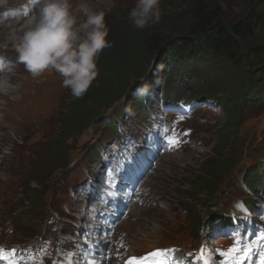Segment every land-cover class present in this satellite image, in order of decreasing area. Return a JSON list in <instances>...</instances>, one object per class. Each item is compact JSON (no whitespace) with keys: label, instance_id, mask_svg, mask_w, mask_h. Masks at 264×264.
<instances>
[{"label":"rangeland","instance_id":"rangeland-1","mask_svg":"<svg viewBox=\"0 0 264 264\" xmlns=\"http://www.w3.org/2000/svg\"><path fill=\"white\" fill-rule=\"evenodd\" d=\"M36 1L38 0H10L8 9H0V56L4 57L3 63H0V69H3L7 62L6 66L10 67L9 77L13 87L12 90L0 93V243L37 244L39 242L31 236L37 231L40 234L43 233L41 226L28 227L30 225L13 216L17 210L25 209L27 203L23 199L25 198L24 192L22 190L18 192L17 186L21 184L27 188L26 175L34 174L39 178L38 180L49 178L44 182L40 205L36 206L31 213L34 217H39L35 220L36 223L40 224L41 216L49 215L46 213L47 208L56 210L59 213L58 219L66 222L63 226L59 225L55 233L45 230V234L50 239H45V244L53 240L59 243V248L60 246L63 249L69 247L71 249L69 251H74L76 239L72 237L73 234L80 231L84 222L91 218L89 207L94 197L88 190L89 183L95 184V191L97 188L99 191L102 189L99 184L102 182L100 163L103 162L90 163V155L87 151L92 150L95 153L90 147L95 140L100 141L97 146L99 151L104 141L114 137V134L110 129H101V126H92L88 130H82L73 142L68 143V149L63 158L68 163L62 171L58 169L60 159L57 161L47 158V140L54 135L56 120L64 114L65 105L75 97L71 95L68 88L63 86V78L54 69L47 70L39 77H33L22 64L16 62V53L10 42L11 36L7 34L9 23L13 19L7 15L9 12L18 13L17 15L24 16L21 17L22 19H26L30 15L29 12L32 13L35 10ZM92 2L106 11V19L114 10L132 8L136 0H92ZM218 2L227 12L225 22H231L241 16L243 12L240 6L241 0H218ZM25 3H28L29 9L26 13H22V5ZM165 6L164 0H161V10ZM248 43H254V41L249 40ZM132 56L117 63L122 64L123 67L130 65L133 61L130 58ZM156 65L157 63H153V67L149 68L146 63L144 66L150 74L155 70ZM114 67L117 70L111 81L116 82L121 70L117 64ZM161 76L162 74H159L157 77L160 79ZM128 99L126 98V106L121 107L125 115H121L123 122L120 126L126 128L127 135L135 137L141 132L140 129H144V126L148 125L151 120L142 121L144 119L142 114L140 115L142 118L136 117V114L134 116L130 111L132 101L127 102ZM79 104H83V101H78L73 109ZM112 108H115V105L101 111L100 116L109 114L115 119ZM196 116V122L191 124L194 133L190 143L179 151L160 156L157 166L142 184L139 199L134 204L135 209L128 208L116 224L114 235L121 236L128 242L129 246L126 248L131 254L138 255L152 249L149 254L153 260L157 261L162 256L165 258L166 255L161 254L154 259L152 253H160L156 247L170 245L186 247L189 245L187 247L190 248L189 252L199 250V247L204 246L203 241L207 239L206 230L201 232V237L191 232L192 227L189 217H186L188 216L186 209L189 208L197 217L212 216L216 213L219 215L221 201L233 203L237 199L235 197L234 200V196L229 192L233 190L235 194L236 189L239 190L236 185L241 181L240 178L246 166L254 161V150L264 138V106H260L247 115L248 119L241 129L238 140V153L235 156L237 165L228 172L227 183H222L215 194L216 199L212 198L206 208H204V199L201 198L191 199L190 203L182 201L184 191L187 190L184 185H186L187 177L194 174L203 159L208 157L211 147L209 148L206 144L211 140L215 125L220 122L212 123L210 111L200 110L196 112ZM119 118L117 117V120ZM110 146L103 149L104 155ZM86 166L87 175L82 170ZM81 175L87 178L84 184H79L81 188L74 195L72 185ZM29 186L35 187L36 183L31 182ZM113 243L117 245L120 241ZM217 244V239L213 237L206 246L207 249L213 250L212 247ZM40 245L44 247L43 243ZM122 252L119 258L123 256ZM49 255L45 257L44 263H49ZM62 255L60 252L58 257Z\"/></svg>","mask_w":264,"mask_h":264},{"label":"trees","instance_id":"trees-1","mask_svg":"<svg viewBox=\"0 0 264 264\" xmlns=\"http://www.w3.org/2000/svg\"><path fill=\"white\" fill-rule=\"evenodd\" d=\"M164 3L160 22L144 29L135 28L128 20L131 8L114 10L106 17L112 46L100 55L99 73L88 92L66 104L64 114L57 118L54 135L47 140L46 155L48 159H60L58 169L62 171L68 163L63 160L68 143L82 130L101 125V111L118 103L130 89L142 87L146 82L155 89L161 84L165 100L185 93L200 101L215 102L221 108L223 123L215 132L209 155L187 177L184 191L187 200L201 198L206 206L212 198L216 199L217 189L235 164L237 139L247 114L264 106V0H241V16L228 23L227 12L218 0H164ZM249 40L254 43H248ZM131 55L130 65L123 67L117 63ZM154 62L162 67L158 73H147L144 65L147 63L150 68ZM116 64L121 71L118 81L113 82ZM78 101L83 104L73 109ZM143 107L140 104L137 109ZM122 113L123 109H116L115 114ZM255 153L263 156V148L255 149ZM256 161L244 170V181L249 186L260 175L261 165ZM26 178L27 188L17 186L18 192H24L26 208L15 216L36 226L39 217L31 213L40 205L44 182L49 178L38 180L34 174ZM31 182L36 186H29ZM214 216L203 220L213 221ZM189 219L192 233L199 235L202 217L191 212ZM43 220L41 216L40 223Z\"/></svg>","mask_w":264,"mask_h":264},{"label":"clouds","instance_id":"clouds-1","mask_svg":"<svg viewBox=\"0 0 264 264\" xmlns=\"http://www.w3.org/2000/svg\"><path fill=\"white\" fill-rule=\"evenodd\" d=\"M160 3L136 0L128 20L137 29L158 24L162 18ZM9 5L10 0H0V9ZM106 15L92 0H38L22 28L10 37L16 62L33 77L54 69L73 97H83L99 73L100 55L112 46ZM10 86L9 79L0 76V92Z\"/></svg>","mask_w":264,"mask_h":264},{"label":"bare ground","instance_id":"bare-ground-1","mask_svg":"<svg viewBox=\"0 0 264 264\" xmlns=\"http://www.w3.org/2000/svg\"><path fill=\"white\" fill-rule=\"evenodd\" d=\"M24 20L25 19H17V17H15L10 23H9V28H8V30L9 31H7L8 33V35H10V36H12L14 33H17L18 31H19V29L20 28H22V26H23V23H24ZM6 26V25H5ZM3 72V71H2ZM0 76H4V77H7L8 79H9V81L11 82V79H10V77H9V73H4V74H2L1 73V75ZM12 85V84H11ZM12 86H10L9 88H7L6 90H4V92L5 91H9V90H12ZM0 93H2V92H0ZM94 143V142H93ZM132 209H135V206L133 205L132 206Z\"/></svg>","mask_w":264,"mask_h":264},{"label":"snow or ice","instance_id":"snow-or-ice-1","mask_svg":"<svg viewBox=\"0 0 264 264\" xmlns=\"http://www.w3.org/2000/svg\"><path fill=\"white\" fill-rule=\"evenodd\" d=\"M160 255H161V253H159V252L152 253L153 257H159ZM224 255H228V253H224ZM132 264H145V262H143V261H133ZM159 264H164V262L160 261Z\"/></svg>","mask_w":264,"mask_h":264}]
</instances>
